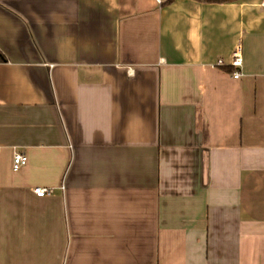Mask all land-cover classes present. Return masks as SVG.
I'll return each mask as SVG.
<instances>
[{"label":"crops","instance_id":"1","mask_svg":"<svg viewBox=\"0 0 264 264\" xmlns=\"http://www.w3.org/2000/svg\"><path fill=\"white\" fill-rule=\"evenodd\" d=\"M259 3L0 0V264H264Z\"/></svg>","mask_w":264,"mask_h":264},{"label":"built area","instance_id":"2","mask_svg":"<svg viewBox=\"0 0 264 264\" xmlns=\"http://www.w3.org/2000/svg\"><path fill=\"white\" fill-rule=\"evenodd\" d=\"M158 4H163V0H155ZM260 9H264V0H260L259 3ZM243 48L241 45H238V47L235 49V51L231 55V62L230 65L238 71L232 74L234 79H240L243 75L241 73V68L243 67ZM225 63L223 60H219L217 65L218 67L224 66ZM28 163V157L25 153H22L20 151H15L14 158H13V169L15 171H19L23 167H25ZM33 193L40 198L46 197L48 195L52 194V190L48 188H41L37 187L33 190Z\"/></svg>","mask_w":264,"mask_h":264},{"label":"trees","instance_id":"3","mask_svg":"<svg viewBox=\"0 0 264 264\" xmlns=\"http://www.w3.org/2000/svg\"><path fill=\"white\" fill-rule=\"evenodd\" d=\"M0 59L3 61L5 60V57L1 53H0Z\"/></svg>","mask_w":264,"mask_h":264}]
</instances>
